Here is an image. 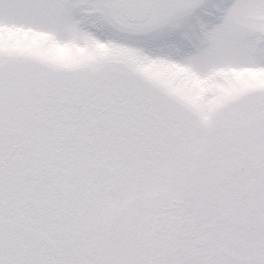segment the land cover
<instances>
[{
    "label": "snow or ice",
    "instance_id": "6c2138e0",
    "mask_svg": "<svg viewBox=\"0 0 264 264\" xmlns=\"http://www.w3.org/2000/svg\"><path fill=\"white\" fill-rule=\"evenodd\" d=\"M0 264H264V0H0Z\"/></svg>",
    "mask_w": 264,
    "mask_h": 264
}]
</instances>
